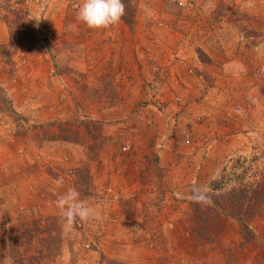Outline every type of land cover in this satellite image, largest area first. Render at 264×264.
Segmentation results:
<instances>
[{
    "label": "rangeland",
    "instance_id": "rangeland-1",
    "mask_svg": "<svg viewBox=\"0 0 264 264\" xmlns=\"http://www.w3.org/2000/svg\"><path fill=\"white\" fill-rule=\"evenodd\" d=\"M81 2L0 0V264L14 248L27 264H248L241 246L264 245V200L239 213L233 202L238 209L246 188L264 187V0H123L121 22L94 29L89 62L93 34L76 19ZM120 38L133 43L132 66L99 56ZM152 111L183 148L192 135L226 129L233 111L249 114L251 135L231 151L211 148L189 195L176 196L177 180L158 165L165 126L155 124L143 147L121 125L138 115L153 126L152 116L144 121ZM185 165L178 170L190 175ZM59 177L101 219L65 227L50 191ZM122 188L128 196L118 198ZM138 200L152 236L131 238L124 224L123 236L111 235L128 213L116 204ZM220 203L234 216L217 213Z\"/></svg>",
    "mask_w": 264,
    "mask_h": 264
},
{
    "label": "crops",
    "instance_id": "crops-1",
    "mask_svg": "<svg viewBox=\"0 0 264 264\" xmlns=\"http://www.w3.org/2000/svg\"><path fill=\"white\" fill-rule=\"evenodd\" d=\"M124 35H127L128 30L124 28ZM101 32V29H99ZM89 34H93L91 37H89V47L87 50V62L91 60L92 57V52H94V39H95V32L94 29L89 30ZM106 34H104L105 37ZM122 35V34H121ZM113 54L109 50L108 47H105L104 50L101 47L100 50L98 51L99 56L103 60H109L112 58L114 61L120 63V67L125 66H132L133 62V43H130L129 46L124 42V40L121 38L119 39L118 42H116L115 47L112 49ZM85 58V57H84ZM70 63V66L74 67L76 66L74 58H71L70 61H68V64ZM118 64V63H117ZM123 69V68H122ZM122 69L118 71V76H122L121 73H123ZM235 101V99H232ZM231 108V106H230ZM232 109V108H231ZM186 112H183V116H186ZM228 114L227 116H229ZM249 115V114H248ZM248 115L245 113H235V111L232 112V114L228 117L229 122L232 124L227 125V128L225 127L218 128L217 131L214 132V134L211 137H196L192 135V142L189 143L188 141V146H185L183 148V141L181 139H175L174 137H171V129L166 126L163 121H161L162 114L159 111H152V114H149V118H145L144 121H154L153 126L150 123L146 122H140L138 120L137 116L134 115L133 119L130 121H127V123H121L122 126L127 127L125 128L128 133H130L131 136V142L134 141L135 144L141 145L143 147L147 146L150 144V140L153 136L154 133V128L155 124L157 126L162 127L164 125V129L162 128L160 134L161 136L156 139L157 142L163 141L162 143H158V149H156L157 154H158V165L163 168L164 171L167 169L169 170V177L173 179L174 181L177 180L175 183V194L176 196H184L186 194L189 195V186H187V182L193 181V174L195 173L194 171L196 168L199 166V161L202 160L204 157V154L207 156H210L212 153V149L214 148L216 151V154H220L221 152H224V148L226 146V151H231L239 147L238 141L240 140V143L248 142V138L251 135V125L249 123V118ZM152 116V118H151ZM140 117V116H138ZM241 119V125H237L236 121L237 119ZM156 120V121H155ZM193 131V130H192ZM199 135V134H198ZM161 139V140H160ZM142 140V141H140ZM186 142V141H185ZM237 143V144H236ZM226 144V145H225ZM187 148V149H186ZM208 149V150H207ZM214 152V151H213ZM139 159V158H138ZM206 159V158H203ZM134 161H137V159H134ZM188 164V166L185 165L182 166V169H189L190 175L185 174L184 172H181L178 170V168L181 165ZM178 170V171H177ZM194 170V171H193ZM176 171V173H175ZM174 173V174H171ZM185 174V175H184ZM172 175V176H171ZM192 177V178H191ZM64 189H67V187H64ZM117 190V188H116ZM116 193V192H115ZM117 196L118 198L126 197L128 196L126 194V191L122 188L121 190L117 191ZM130 194V193H129ZM131 195V194H130ZM134 196V195H131ZM115 205V204H114ZM147 205V204H146ZM145 205V206H146ZM116 204L115 207L118 209H115L116 212L119 214L128 211L126 214V217L124 219H119L118 221L122 224H120V229L117 230V225L115 224L114 229L110 230L111 235L115 236H123V232L119 233L120 230H122L123 224L125 225L124 228L127 226L130 227V232L129 236L132 238L133 236L136 235H143L145 239L152 236V221H148V218L151 217L150 215L148 218L143 217L141 208L144 207L143 203H140L139 200L137 203H131V205L127 206L129 207L128 209L124 208L123 205ZM120 211V212H119ZM108 214L107 212L104 213L103 216H106ZM115 214V213H113ZM171 215V214H170ZM164 217V215H163ZM169 214H167V217L164 218H169ZM133 221V222H132ZM178 221V220H177ZM132 224V225H131ZM139 224H144L143 228H134L135 226H139ZM131 225V226H130ZM133 227V228H132ZM177 227V224H176ZM136 229V230H135ZM152 229V230H151ZM117 231L119 234H117ZM167 231V230H165ZM108 232L106 231L104 234V238L108 237ZM168 240L170 239L169 235H166ZM141 236V238L143 239ZM171 242V240H169ZM168 241V243H169ZM175 241V240H173ZM177 241V240H176ZM166 242V240H164ZM167 243V244H168ZM171 244L167 246V248L164 249V252H171ZM242 254L245 256L246 261H248V264H254V262H259L258 264H264V245H261L258 243L256 247L250 245V243H244L242 246ZM235 254H239L238 249H233L232 250ZM223 255V254H222Z\"/></svg>",
    "mask_w": 264,
    "mask_h": 264
},
{
    "label": "clouds",
    "instance_id": "clouds-1",
    "mask_svg": "<svg viewBox=\"0 0 264 264\" xmlns=\"http://www.w3.org/2000/svg\"><path fill=\"white\" fill-rule=\"evenodd\" d=\"M77 8L76 19L88 28L98 30L118 25L126 14L123 0H82ZM54 184L55 187L50 191L57 196L55 203L65 221V227L74 224L77 220L87 222L90 219H101L100 213L80 198V193L75 187H67L66 191L58 192V189L64 187L63 177L56 179ZM197 202L210 203L211 201L210 198H202Z\"/></svg>",
    "mask_w": 264,
    "mask_h": 264
},
{
    "label": "trees",
    "instance_id": "trees-1",
    "mask_svg": "<svg viewBox=\"0 0 264 264\" xmlns=\"http://www.w3.org/2000/svg\"><path fill=\"white\" fill-rule=\"evenodd\" d=\"M240 192V191H239ZM261 193V194H260ZM235 193L233 192L232 195H234ZM223 195H225L226 198H228V196H231V191H228L227 193H223L221 194V196L223 197ZM264 200V187H258L257 189L254 188H246L243 191V194H241V203L238 202L240 205L237 209V202H233V206H234V212L237 211V213H239L242 209V207H248V208H252L255 209V204L261 203ZM233 201V200H232ZM218 203V202H215ZM226 203V202H224ZM200 207H202V205H198ZM204 209H207V206L203 207ZM215 210H217V213H221V214H226L228 215L229 212L231 213V217H233L234 215H232V211L230 210V208L228 206L225 205H221L220 204H215ZM247 228V226H246ZM53 236V235H52ZM52 240H56L54 239V237H51ZM59 239H57L58 241ZM29 241V240H28ZM31 241V240H30ZM44 242H46V238H44ZM15 243H19L17 241H15ZM58 251V249H57ZM44 255V253H42V256ZM2 258V257H1ZM3 258L8 259V264H27L26 263V258L23 257L22 254H20L16 248L11 249L10 251H6L4 252V256Z\"/></svg>",
    "mask_w": 264,
    "mask_h": 264
},
{
    "label": "built area",
    "instance_id": "built-area-1",
    "mask_svg": "<svg viewBox=\"0 0 264 264\" xmlns=\"http://www.w3.org/2000/svg\"><path fill=\"white\" fill-rule=\"evenodd\" d=\"M171 1H173L174 3H176L178 6L182 7V6H184V5L186 4V1H187V0H183V5H181V0H171ZM235 108H236V109L241 108L240 104H237V105L235 106ZM123 149H125V147H123ZM110 190H111V189L108 188V191H110ZM170 225H171V224H170Z\"/></svg>",
    "mask_w": 264,
    "mask_h": 264
}]
</instances>
